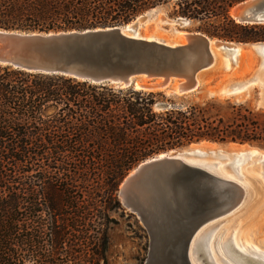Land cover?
Returning <instances> with one entry per match:
<instances>
[{
	"label": "trees",
	"instance_id": "trees-1",
	"mask_svg": "<svg viewBox=\"0 0 264 264\" xmlns=\"http://www.w3.org/2000/svg\"><path fill=\"white\" fill-rule=\"evenodd\" d=\"M241 1L0 0V28L120 26L171 6L172 16L217 20L205 31L210 36L264 41V25L231 17ZM202 140L264 145V115L216 98L196 100L0 64V264H52L50 249L55 257L79 263L74 253L63 254V244L70 236L86 240L96 220L100 228L86 262L108 264L105 228L108 212L121 208L117 190L124 177L149 158ZM34 177L40 189H34ZM48 210L46 222L40 212Z\"/></svg>",
	"mask_w": 264,
	"mask_h": 264
},
{
	"label": "water",
	"instance_id": "water-1",
	"mask_svg": "<svg viewBox=\"0 0 264 264\" xmlns=\"http://www.w3.org/2000/svg\"><path fill=\"white\" fill-rule=\"evenodd\" d=\"M233 9L239 23H264V0H243ZM179 20L181 25L188 22ZM215 39L195 32L187 43L167 42L143 35L138 23L49 32L0 28V64L186 95L200 88L202 74L213 69L218 55L235 62L238 44ZM255 51L264 56L263 48ZM188 158L184 153L152 157L119 186L120 200L148 230L150 247L144 264H191L195 235L240 205L243 188L238 183Z\"/></svg>",
	"mask_w": 264,
	"mask_h": 264
},
{
	"label": "rangeland",
	"instance_id": "rangeland-1",
	"mask_svg": "<svg viewBox=\"0 0 264 264\" xmlns=\"http://www.w3.org/2000/svg\"><path fill=\"white\" fill-rule=\"evenodd\" d=\"M171 10V6H163L145 11L129 23L135 22L137 18L141 16L142 22L139 27L140 32L143 35L151 34L167 42H183L182 39L185 38V36L183 37L180 32H200L209 37L220 39L218 37L210 36L205 32L209 31L213 24L216 25L217 20L211 19L201 21L185 18L188 22L181 25L179 18L183 17L172 16L170 14ZM262 25H264V23ZM220 40L231 42L223 39ZM233 43L241 45V43ZM243 47L244 46H242V49ZM245 50L242 52L243 55L239 56L240 58L238 57L241 64L240 68H238L237 64L232 68V70L231 68L224 66L225 62L230 65V61L228 59H224L222 56H218L216 65L213 69L205 71L206 75L205 72L203 73L204 75L202 74V83L200 88L197 91L186 95L192 96L196 100L216 98L221 102L228 101L233 105H243L253 112H258L264 115V56H260L256 53L255 48L250 45L245 46ZM255 77L258 79H255ZM239 82L240 84L243 82H250V84L238 93H224L223 95H219V93H221V89L229 91L231 88H235L240 85ZM162 91H166L170 94L172 93L170 90ZM203 141H207L209 144H203ZM254 146L264 150V145L257 143L215 142L202 140L190 143L189 145L171 150L169 152H164L169 153L170 155L184 153L190 158L195 157L209 162V164L215 165L217 168H222L223 171L232 173L245 187V196L242 203L238 207L232 209L229 213L216 217L209 226L205 237L208 238L210 235V238L213 240V237L219 236L221 241L226 243V246H229L231 253L228 254L232 256L231 260L235 264L248 263L237 257L239 255L233 250L231 246L232 242L236 245V247L238 244L247 243L251 250H254L256 253L264 256V159L261 160L260 156L255 154L254 158H247L246 160L244 159L239 162L236 154L235 156H232L239 150L249 149L251 147L254 148ZM229 156H231V158H229ZM131 171H129V173ZM34 180L36 181L34 189H40L37 178L34 177ZM119 201L121 202V208L108 212L110 223L105 228L109 239L107 251L108 264H144L148 258L150 247V237L147 227L136 213H133L122 203L120 198ZM75 205L84 206L82 203H76ZM47 213H49V210L46 212H40V215L46 220V222ZM41 222L43 223L44 220L41 219ZM56 224L58 226L61 224V220L59 218L56 219ZM98 224L99 220L94 221L92 228H90L88 232L87 239L84 241L76 242V238L74 236L67 238L63 244V254H65L66 251L74 253V255L78 256L80 264H88L85 256L89 257V254L92 253L91 250L95 245L94 236L97 233V229L100 228V225ZM206 227L207 226L204 228ZM50 251L52 255L51 260L54 262L52 264H62V261L65 260L64 256L59 255L58 257H55L53 250L50 249ZM216 257L219 259V264H227L220 257ZM67 259L69 260L70 257ZM73 261L74 259L71 261L65 260V263L79 264L78 262ZM204 262L206 263V261ZM27 264H33V262H29Z\"/></svg>",
	"mask_w": 264,
	"mask_h": 264
},
{
	"label": "bare ground",
	"instance_id": "bare-ground-1",
	"mask_svg": "<svg viewBox=\"0 0 264 264\" xmlns=\"http://www.w3.org/2000/svg\"><path fill=\"white\" fill-rule=\"evenodd\" d=\"M231 15L234 18L235 17V10L233 9L231 11ZM142 17H138L136 22L133 23H138V26L140 27V23L142 22ZM180 34L185 38L182 39L183 42L181 43H187V39H188V35H190L191 33H187V32H180ZM203 34V33H202ZM147 37L150 38H156V39H161L158 37H155L153 35H145ZM218 41L217 39L214 40V42ZM177 43V42H175ZM250 46L254 47L255 49L257 47H260L261 49H264V43H262L261 45H252L250 44ZM241 45H237V53L239 52V50L241 49ZM219 57H221V55H218ZM224 59H228L229 58H224ZM223 59V62H224ZM261 63V62H260ZM263 64V63H262ZM261 64V65H262ZM224 66L229 68L230 65L225 62ZM204 75V74H203ZM206 75V72H205ZM255 79H258L257 77H255ZM254 81V80H253ZM240 84V82H239ZM248 84H250V82H243L240 85H238L237 87H235L233 90H221L219 93V95H223L224 93L226 94H235L238 93L240 91H242L246 86H248ZM203 144H209V142H202ZM237 157V160L239 162H241L242 160H246L247 158H254L255 154H258L262 159H264V150L259 149L258 147L254 148H249V149H242L237 151L236 153H234V155ZM161 157H163V155H161ZM229 158H231V156H229ZM190 161H194V162H198L201 164L206 165L207 168H209V170L219 176L231 179L233 181H235L236 183H238L239 186H241L243 189H241L243 196L240 195V204L242 203L244 196H245V187L239 182L238 178H236L232 173L230 172H226L223 171L222 168H217L215 165L209 164V162L200 160L198 158H188ZM131 210V209H130ZM134 213V212H133ZM209 229V226H207L206 228H202L199 233H197L195 235V237L193 238L191 245H190V250H189V258H190V262L191 264H219L218 263V257H220L224 262H226L227 264H235L231 259L232 256H230L228 253H231L229 246H226L223 241H221L219 236H215L213 237V240L210 238L211 236L209 235L208 238L206 237L207 234V230ZM233 243V242H232ZM231 246L233 248V250L239 255L237 256L239 259H241L242 261L247 262L248 264H264V256L260 255L259 253H256L254 250H251L250 247H248L247 243H241L238 244L237 248L236 245H234V243ZM247 244V245H246ZM233 253V252H232ZM234 254V253H233ZM228 255V256H227ZM235 255V254H234ZM230 257V258H229ZM206 261V263L204 262Z\"/></svg>",
	"mask_w": 264,
	"mask_h": 264
},
{
	"label": "crops",
	"instance_id": "crops-1",
	"mask_svg": "<svg viewBox=\"0 0 264 264\" xmlns=\"http://www.w3.org/2000/svg\"><path fill=\"white\" fill-rule=\"evenodd\" d=\"M241 45L242 46H244L243 47V49H242V47H241V49L239 50V52L237 53V57H236V60H235V62L234 63H232L231 61H230V59H229V61H230V67L229 68H231V70H232V68L235 66V65H237L238 64V68H240V57L239 56H242L243 54H242V52L245 50V46H249L250 44H244V43H241ZM246 51V50H245ZM239 57V58H238Z\"/></svg>",
	"mask_w": 264,
	"mask_h": 264
}]
</instances>
